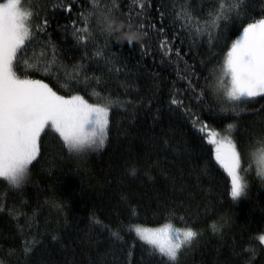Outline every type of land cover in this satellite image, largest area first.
<instances>
[{
    "label": "trees",
    "instance_id": "trees-1",
    "mask_svg": "<svg viewBox=\"0 0 264 264\" xmlns=\"http://www.w3.org/2000/svg\"><path fill=\"white\" fill-rule=\"evenodd\" d=\"M23 7L39 13L34 28L47 21L30 52L55 60L27 78L107 106L109 126L103 147L82 152L48 130L23 186L0 178V264H264L256 239L264 234V180L249 165L264 152V96L223 101L213 90L243 28L264 18V0H240L238 12L210 29L217 0H101L83 43L78 37L89 34L76 28L92 0H26ZM129 15L144 22L146 37L124 31ZM127 38L140 43L129 47ZM202 124L235 142L241 173L247 169L241 197H231ZM164 224L198 233L175 262L132 230Z\"/></svg>",
    "mask_w": 264,
    "mask_h": 264
},
{
    "label": "snow or ice",
    "instance_id": "snow-or-ice-1",
    "mask_svg": "<svg viewBox=\"0 0 264 264\" xmlns=\"http://www.w3.org/2000/svg\"><path fill=\"white\" fill-rule=\"evenodd\" d=\"M217 2L218 9L209 14V29L218 27L219 22L229 13L239 11L240 0ZM24 3L26 0L0 2V178L15 189L23 186L31 164L39 156L43 133L53 131L69 151L82 152L103 147L109 126L107 106L89 103L80 95L66 98L58 95L42 80L27 78L28 70H40L43 67L48 71L49 65L55 64V60L47 58L43 53L36 55L30 52L36 33L46 27L47 21L44 20L34 28L32 20L39 13L31 7H23ZM100 6L101 0H92V11L81 13L85 25L83 28L77 27L76 32L89 34L78 37L81 43L90 38L87 20L90 15L99 20ZM138 6L142 11L145 5L141 2ZM127 19L125 32H141V39L147 36L142 20L135 23L132 15ZM111 28L112 25L105 19L102 31ZM112 34L109 32V35ZM125 43L133 47L140 40L127 38ZM166 44L167 41L162 42L161 47H166ZM49 47L54 49L55 46ZM141 47L144 48L142 43ZM21 65L24 69L21 75L25 78L17 73ZM225 73L231 75V88L226 90L229 100L264 96V18L256 19L243 28L242 35L227 53ZM199 131L206 133L207 143L215 146V159L230 178L231 197H241L247 188V169H244L245 174H241L240 153L235 142L230 137L216 139L218 133L209 130L206 124H202ZM261 169L257 175L264 180V164ZM130 174L135 175V170ZM132 230L140 240L172 262L177 260L181 249L190 245L198 236L191 226L173 229L171 225H166L157 230L136 226ZM113 235L118 236V233ZM256 239L264 244V234Z\"/></svg>",
    "mask_w": 264,
    "mask_h": 264
},
{
    "label": "rangeland",
    "instance_id": "rangeland-1",
    "mask_svg": "<svg viewBox=\"0 0 264 264\" xmlns=\"http://www.w3.org/2000/svg\"><path fill=\"white\" fill-rule=\"evenodd\" d=\"M0 2H4L6 3L7 0H0ZM247 26V25H246ZM243 31L241 32V34L237 37L236 40H238L240 38V36L242 35ZM235 40V41H236ZM235 43V42H234ZM231 49V48H230ZM229 49V50H230ZM228 50V51H229ZM228 53V52H227ZM227 56V54H226ZM226 56L223 60L222 66H221V70L219 72V75L217 76L216 80H214L213 83V90L215 91V93L223 100V101H230L227 98L226 95V90L231 88V75L230 74H226L225 73V60H226ZM69 98V97H67ZM211 131H215L218 133V136L216 137V139H222L224 137H230L228 132L224 131V130H217L215 128H208ZM207 138V135H206ZM231 138V137H230ZM213 148V152H214V156H215V146L212 145ZM86 150V149H85ZM260 154V153H259ZM258 159H256V156L253 158H251L249 165L250 166H254L257 170H262L261 169V165L264 164V152H261V154L257 157ZM242 174V173H241ZM166 225H171V227L173 229H184L183 227H175L172 224H164V225H160V226H154V227H145V226H138L141 228H148V229H153V230H157V229H163ZM174 234V233H173ZM163 238V237H161Z\"/></svg>",
    "mask_w": 264,
    "mask_h": 264
}]
</instances>
